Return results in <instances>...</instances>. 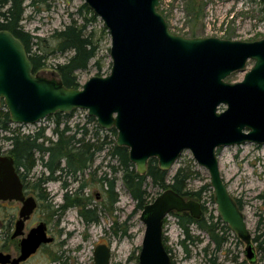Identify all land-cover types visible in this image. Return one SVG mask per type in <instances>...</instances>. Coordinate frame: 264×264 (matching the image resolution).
Masks as SVG:
<instances>
[{
	"label": "water",
	"instance_id": "1",
	"mask_svg": "<svg viewBox=\"0 0 264 264\" xmlns=\"http://www.w3.org/2000/svg\"><path fill=\"white\" fill-rule=\"evenodd\" d=\"M111 37V72L92 77L81 89L40 78L22 41L0 31V111L11 123L36 125L76 110L86 111L103 130L117 131L116 144L129 150L130 162L146 175L151 159L170 172L185 151L210 175L218 216L246 243L250 264L257 262L251 232L220 172L218 150L244 144L264 145V39L255 42L188 38L171 31L159 11L160 0H84ZM253 67L246 72L248 62ZM245 72L241 82L229 83ZM224 107V110H220ZM0 201L20 202L13 237L37 209L25 197L14 159L0 154ZM200 220L202 205L165 190L141 212L145 234L139 264H173L164 242V222L172 213ZM46 223L20 244L21 255L0 254V264H20L42 246L54 243ZM107 245L94 251L95 264H111Z\"/></svg>",
	"mask_w": 264,
	"mask_h": 264
},
{
	"label": "rangeland",
	"instance_id": "2",
	"mask_svg": "<svg viewBox=\"0 0 264 264\" xmlns=\"http://www.w3.org/2000/svg\"><path fill=\"white\" fill-rule=\"evenodd\" d=\"M195 1L193 11L189 8L191 0H160L159 11L172 32L188 38L209 37L244 42L264 39L263 0ZM84 4V0H26L23 28L31 36L37 38L34 40L33 52L47 55L48 58L47 66L38 73L40 78L60 84L56 66L67 62L72 53L61 54L55 51L57 44L55 33L70 25L73 20L78 21L79 24L84 23L86 16V12L82 11ZM196 9L197 12H201L199 18L195 16ZM87 17L90 18L91 15L88 14ZM91 32L94 40L99 44V49L96 58L90 62L89 68L77 72L81 88L92 77L108 76L112 68L111 37L100 18L97 17L88 25L87 33ZM253 65V61L248 62L246 72ZM244 76L245 72H237L227 81L229 83L241 82ZM224 109V107L220 108V110ZM87 123V112L76 110L69 118L63 120L61 129L64 125H68L76 130L77 125L83 126ZM55 127V119L49 117L34 126H29L27 129L29 132L25 134L33 135L39 129L44 128L45 136L56 141ZM87 127L93 134V124H88ZM11 128L20 133L23 130L22 127L14 125ZM7 135L10 134L0 131V154H7L10 149V144L3 140V137ZM99 135L102 137L108 135L109 141L117 140L112 133H99ZM108 149L110 147L96 155L94 165L77 176L78 182L73 181L72 176L64 175V179L70 185L68 190L74 193L79 191L82 183H87L88 186L83 189L82 196L85 200L91 201L90 208L102 209L101 207L108 202V195L100 179L105 173L109 179L115 178L118 202L112 207L113 211L104 208L105 210L99 212L100 223L90 225H87L81 218L78 208H70L63 215L60 213L54 215V211L62 204L66 190L62 189V182L47 183L45 188L50 200L42 203L27 227L30 229L40 222L47 223L49 233L55 237V243L42 248L26 264H95L94 251L97 246L103 244L111 248V264H139L137 258L144 238L145 226L140 221L141 212L136 211L135 202L122 182V173H113L110 168V166L117 167L118 164L116 160L110 159ZM217 155L223 181L231 196L241 207L253 239L259 223H264V145L247 143L241 146L225 147L218 150ZM192 161L199 176L190 181L189 189L196 191L210 185L209 172L194 161L190 151H185L177 160L173 169L168 173V182L180 166ZM43 171L39 162L31 176L38 178ZM146 187L151 200H155L164 192L153 186L151 180L147 181ZM212 196L214 198L213 188L210 185L203 193L202 201L199 202L206 207L202 218L219 217ZM18 210V204H1L0 252L14 253L16 250L14 243L4 234V226L8 224V221L17 219ZM178 221L176 215L170 214L164 222V242L171 250L170 255L175 264H208V260L214 255L218 257V262L221 264H250L245 255L246 243L232 232H227L228 242L222 250L216 252L209 235L196 226H192L191 235L199 241L188 242L189 253H187L181 244L185 236ZM13 229L12 226L10 234ZM125 230L127 234H124ZM252 243L257 258L256 264H264V250L259 248L257 243ZM205 249H208L207 253Z\"/></svg>",
	"mask_w": 264,
	"mask_h": 264
},
{
	"label": "trees",
	"instance_id": "3",
	"mask_svg": "<svg viewBox=\"0 0 264 264\" xmlns=\"http://www.w3.org/2000/svg\"><path fill=\"white\" fill-rule=\"evenodd\" d=\"M25 2L26 0H0V31H9L22 41L32 62L33 72L38 75L39 71L47 66L48 58L47 55L33 52L34 40L37 38L31 36L23 28L22 22L26 12ZM195 2V0H191L189 7L193 11L195 10ZM196 8L198 9L197 6ZM197 9L195 16L199 18L201 12H197ZM83 10L86 12L84 23L79 24L78 21L73 20L70 25L55 33L57 41L55 51L61 54L72 53L67 62L56 66L60 76V85H64L69 89H81L77 72L85 71L89 68L90 62L96 58L99 49V44L94 40L93 33H87L88 25L95 21L97 17L86 4L82 6ZM88 14L91 15L90 18L87 17ZM71 115L72 113H57L51 117L55 119L56 127L54 133L57 136V140L52 141L45 136L44 128L39 129L33 135H22L20 132L13 130L11 128L10 114L5 108L0 111V131L10 134L3 137V140L10 144L7 155L14 159L15 167L25 184V188L37 197L40 203L39 206L50 200L45 188L48 182L61 181L62 187L68 188L70 185L64 179V175L72 176L73 181L78 182L77 176L90 169L94 165L96 155L109 147L108 156L111 160H116L118 164L117 167L110 166V168L113 173H122V182L135 202L136 211L142 212L146 205L153 202L146 187L148 180H151L153 186L163 191L174 190L187 201H202L203 193L208 190L210 185H206L196 191L189 189L190 181L199 176V172L194 169L193 161L187 165L180 166L170 182H168L169 172L162 171L156 159L149 161L147 174L140 175L137 173L135 165L130 162L127 148L118 147L116 140L109 141L108 135L104 137L99 135V133H112L117 139V131L115 129L103 130L96 119L92 117H88L86 125H77L76 130L68 125H64L61 129L63 120ZM91 123L94 126L93 134L87 127ZM39 162L44 171L40 177L34 179L31 175ZM100 183L108 195V202L101 207L102 209L97 207L90 208L91 201L85 200L82 196L83 189L88 184L82 183L79 191L73 194H65L63 204L54 211V215L57 213L63 215L70 208H78L81 218L87 225L99 224V212L105 209L113 211L112 207L118 202V195L115 192L116 179H109L107 173H105L100 179ZM212 199H214L213 196ZM202 208L206 211L204 205H202ZM171 214L178 217L179 226L185 236L181 244L187 253H189L188 242L199 241L198 238H194L191 235L192 226H196L199 230L209 235L210 242L215 247L216 252L222 250L228 242L227 232L231 233V230L227 225L223 224L220 217L211 216L209 219L201 218L196 220L188 212H172ZM124 234H127V230L124 231ZM252 240L258 244L259 248L264 250V223H259L256 236ZM166 249L171 253L167 246ZM207 251L208 249H205L206 253ZM218 261V257L214 255L208 260V264H221ZM173 264H175L174 261Z\"/></svg>",
	"mask_w": 264,
	"mask_h": 264
},
{
	"label": "flooded vegetation",
	"instance_id": "4",
	"mask_svg": "<svg viewBox=\"0 0 264 264\" xmlns=\"http://www.w3.org/2000/svg\"><path fill=\"white\" fill-rule=\"evenodd\" d=\"M20 176V175H19ZM34 177V176H33ZM21 178V177H20ZM34 179H36V178H34ZM21 181H22V179H21ZM51 182H61V181H51ZM22 183H23V181H22ZM48 183H50V182H48ZM23 186H24V194H25V197L26 198H28V197H35V199L37 200V203H38V206H37V209L34 211V213L30 216V218L25 222V225H24V229H23V232H22V235H20V236H18V237H13V235H14V233H15V231H16V225H17V222L20 220V211H21V208H22V203H20V202H1L0 201V208H1V204H18L19 205V210H18V216H17V219L16 220H14V219H12V220H10V221H8V224H6L5 226H4V228H5V230H4V234L5 235H7V238H8V240H11L13 243H14V245H15V248H16V250H15V252L14 253H5V252H0V254L1 253H4V254H9V255H11L12 256V258H18L20 255H21V247H20V244H21V242H22V240L24 239V238H26L27 236H28V234L31 232V230L32 229H34V228H36L40 223H42V222H40L37 226H35V227H32V228H28L27 227V224L30 222V220L33 218V216H34V214H35V212L40 208V203H39V200L37 199V197L34 195V194H32L31 192H29L26 188H25V184L23 183ZM69 187L70 186H68V188H63L62 187V189H64V190H66V192L64 193V195H63V198H62V204H63V202H64V196H65V194L66 193H69V194H73L74 192H72V191H69L68 189H69ZM60 206V205H59ZM58 206V207H59ZM13 221H14V223H13ZM45 223V222H44ZM46 225H47V223H46ZM12 226L14 227V229H13V232L10 234V228H12ZM47 233H48V236L49 237H53V236H51V234L49 233V228H48V225H47ZM54 239H55V237H53ZM0 239H1V218H0ZM54 243H55V241H54ZM54 243H52V244H50V245H47V246H51V245H53ZM47 246H42L41 248H40V250L42 249V248H44V247H47ZM39 250V251H40ZM38 251V252H39ZM37 252V253H38ZM36 253V254H37ZM35 254V255H36ZM35 255H32L28 260H26L25 262H22V263H20V264H26L28 261H30Z\"/></svg>",
	"mask_w": 264,
	"mask_h": 264
},
{
	"label": "built area",
	"instance_id": "5",
	"mask_svg": "<svg viewBox=\"0 0 264 264\" xmlns=\"http://www.w3.org/2000/svg\"><path fill=\"white\" fill-rule=\"evenodd\" d=\"M12 125H14V126H18V127H22L23 128V130H22V132H21V134L22 135H26L29 131L27 130L28 129V127L29 126H31V125H16V124H12ZM26 133V134H25Z\"/></svg>",
	"mask_w": 264,
	"mask_h": 264
}]
</instances>
